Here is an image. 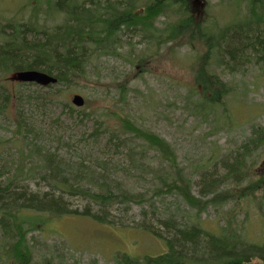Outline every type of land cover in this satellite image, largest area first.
I'll use <instances>...</instances> for the list:
<instances>
[{
	"label": "trees",
	"instance_id": "trees-1",
	"mask_svg": "<svg viewBox=\"0 0 264 264\" xmlns=\"http://www.w3.org/2000/svg\"><path fill=\"white\" fill-rule=\"evenodd\" d=\"M122 1L28 0L23 8L30 6L31 13L24 21L4 19L0 13V107L1 110H10L11 125L15 129L12 137L0 140V143H12L0 150V156L5 161L0 167V264H38L35 262L34 242L31 241L34 236L29 237L30 232L39 231L44 224L45 230L52 232L50 226L46 227L70 214L116 222L106 208L117 202L128 207L144 205L145 208L146 203L154 205L157 196L176 195L195 208L198 217L209 205H222L231 200L241 203L257 200V208L264 216V171L255 172L250 160L258 149L264 147V124H251L250 135L220 154L212 168L202 165L190 173L180 164L175 147L166 138L138 125L129 116L117 114L124 130L113 137L119 146L126 147L129 141L135 140L127 151L131 159L136 154L142 159L152 151L160 164H166L160 169L166 172L160 176L161 182L150 196L144 192H132L122 187L124 184L120 181H116V191L106 181L102 182L107 177L105 172H99L94 165L84 161L73 173L66 168L69 161L58 148L49 149L38 143L32 126L18 110L25 92L13 86L11 76L31 69L55 76L57 82L48 86L50 90L45 97L53 100L76 81L87 80L90 72L88 62L92 58L118 54L117 48L122 45L119 36L124 30L133 29L141 35L139 43L156 46L154 54L138 57L143 65L156 55L175 57L181 47L197 50L194 51L196 54L191 68L194 77L192 94L195 93L198 99L192 104L193 113H200L204 119L211 114L216 115L226 96L235 90L222 75L243 73L247 67L256 66L262 69L260 75L264 76V0H234L237 11L244 6L243 19L224 24L214 31L207 25L203 14L189 11L188 0H148L142 7L136 6L135 0ZM168 11L176 12L178 17L163 28L158 27L156 21ZM54 18H60V22L51 26L49 19ZM129 41L126 43L131 53H135L136 43ZM166 44L169 45L168 49L161 50ZM213 56L217 67L222 68L221 74L212 69ZM139 71L126 74L116 83L123 99L129 82ZM59 85H66V88ZM91 98L85 97V105L91 103ZM65 107L72 113L78 111L69 101L65 102ZM95 121L96 126L102 128V120ZM12 149H16L17 155L10 151ZM5 152L9 155L7 159L3 155ZM100 161L96 159V164ZM31 171L47 177L53 187L79 191L94 202L96 200L100 209L94 211L92 207L85 206L79 211L71 208L62 195L27 190L23 180ZM3 175L4 179L1 178ZM83 184L97 189L91 192L80 190ZM194 185L198 186L197 193L193 191ZM250 209L246 206L247 215ZM237 214V208L230 212L227 227L223 228L220 237L197 226L182 227L173 216L159 219L171 231L172 238L166 239L169 251L144 258L118 253L119 261L121 264H193L186 256L198 254L212 256L208 264H251V251L264 253V245H241V236L234 226ZM236 239L239 241L236 242ZM260 260V264H264V255ZM43 264L53 263L46 259Z\"/></svg>",
	"mask_w": 264,
	"mask_h": 264
},
{
	"label": "rangeland",
	"instance_id": "rangeland-1",
	"mask_svg": "<svg viewBox=\"0 0 264 264\" xmlns=\"http://www.w3.org/2000/svg\"><path fill=\"white\" fill-rule=\"evenodd\" d=\"M147 1L135 0L134 4L142 7ZM188 1L189 11L203 14L213 31L224 24L238 22L244 16V6H241V11H237L234 0H199L196 6L192 0ZM27 3L28 0H0V13L4 19L27 20L31 13L30 6L23 8ZM177 17L176 12L168 11L156 21V25L163 28ZM59 22L60 18L49 19L51 26ZM140 36L133 29L122 31L119 36L122 45L117 48L118 54L92 58L88 62L90 72L87 80H78L69 88L59 85L66 89L53 100L45 98L50 90L48 86L37 83L21 85L16 78L11 82L15 88L25 92L18 110L32 126L38 143L45 148H58L69 161L66 168L75 173L80 162L84 161L94 165L99 172H105L107 177L102 182L106 181L116 191V181H120L124 184L122 187L150 196L161 182L160 176L166 171L160 169L166 164H160L152 151L142 159L139 154L131 159L127 151L135 140L129 141L126 147L119 146L113 137L124 130L117 114L129 116L138 125L150 128L166 138L175 147L178 160L186 172H194L193 169L202 165L212 168L220 154L250 135L251 124H264V76L260 75L262 69L256 66L247 67L243 73L222 75L235 90L226 96L216 115L211 114L204 119L200 113H193L192 104L198 99L195 93L192 94L194 77L191 68L196 54L194 51L197 50L181 47L175 57L167 55L162 58L156 55L143 65L138 57L152 55L157 48L154 44L139 43ZM129 40L136 43L135 53H131L126 43ZM168 46L164 45L161 50L165 51ZM139 69L141 71L129 82L123 99L116 83L126 74ZM212 69L221 74L222 68L217 67L214 56ZM75 93L92 98L89 105L79 107L78 111L72 113L65 107V102L73 104ZM11 116L9 109L5 111L0 107V140L13 135L15 129L11 125ZM96 119L102 120V128L96 126ZM5 142L0 143V150L12 144ZM15 146L18 147L17 144ZM10 151L17 155L16 149ZM3 155L5 159L9 156L7 152ZM96 159L101 160L99 164H96ZM250 160L253 161L255 172L264 171V147L258 149ZM4 162L0 156V167ZM195 177H198L196 173ZM23 183L29 191L62 195L73 209L81 211L85 206L92 207L94 211L100 209L96 200L94 202L79 191L53 187L48 183V178L40 173L31 171L24 177ZM96 189L91 185L88 188L86 184L80 187V190L89 192ZM197 190L198 186L194 185L193 191L197 193ZM154 201V205L146 203L145 208L144 205L136 204L128 207L120 202L108 206L106 211L116 222L70 214L46 227L50 226L52 232L45 230L44 224L39 231L29 233V237L34 236L31 241L34 242L35 262L43 264L46 259H50L53 264H121L118 253L135 258L155 257L169 251L166 239L172 238L171 231L159 219L173 216L182 227H202L213 236L220 237L234 208L238 211L234 226L241 236V241L236 239V242L239 241L242 246L264 245V216L257 208V200L242 203L231 200L222 205H209L198 217L197 210L176 195L157 196ZM246 206L251 208L248 215ZM263 255L260 251H251V264H260ZM186 257L193 264H208L212 258L210 255L198 254Z\"/></svg>",
	"mask_w": 264,
	"mask_h": 264
},
{
	"label": "water",
	"instance_id": "water-1",
	"mask_svg": "<svg viewBox=\"0 0 264 264\" xmlns=\"http://www.w3.org/2000/svg\"><path fill=\"white\" fill-rule=\"evenodd\" d=\"M13 78L23 82H36L44 86L57 82V78L55 76L44 71L34 69L19 71L14 74ZM72 101L77 106H82L85 103L84 98L79 94H75Z\"/></svg>",
	"mask_w": 264,
	"mask_h": 264
}]
</instances>
